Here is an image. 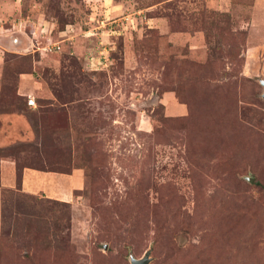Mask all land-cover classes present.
<instances>
[{
    "label": "rangeland",
    "instance_id": "1",
    "mask_svg": "<svg viewBox=\"0 0 264 264\" xmlns=\"http://www.w3.org/2000/svg\"><path fill=\"white\" fill-rule=\"evenodd\" d=\"M260 79L256 0H0V264H264Z\"/></svg>",
    "mask_w": 264,
    "mask_h": 264
},
{
    "label": "crops",
    "instance_id": "2",
    "mask_svg": "<svg viewBox=\"0 0 264 264\" xmlns=\"http://www.w3.org/2000/svg\"><path fill=\"white\" fill-rule=\"evenodd\" d=\"M256 3H257V5L259 4L261 7L264 8V0H256ZM30 173H31L30 171L29 172L25 171V174H24V183L27 181V179L32 178L33 176L35 177L36 175H38V174H30ZM7 176L10 177V174L7 173V175L5 174L1 178H4L5 180H8L7 179ZM72 182H74L73 179H72ZM64 192L65 191H62L59 187H57L56 189H53L52 188V189L48 190V193H49V196L50 197H52L54 199H60V200L65 199V196H67L66 195L67 192H65V195H64Z\"/></svg>",
    "mask_w": 264,
    "mask_h": 264
},
{
    "label": "water",
    "instance_id": "3",
    "mask_svg": "<svg viewBox=\"0 0 264 264\" xmlns=\"http://www.w3.org/2000/svg\"><path fill=\"white\" fill-rule=\"evenodd\" d=\"M260 84L263 86L262 97L264 98V79L259 80ZM150 250H147L141 258H135L133 255H130V264H148Z\"/></svg>",
    "mask_w": 264,
    "mask_h": 264
},
{
    "label": "built area",
    "instance_id": "4",
    "mask_svg": "<svg viewBox=\"0 0 264 264\" xmlns=\"http://www.w3.org/2000/svg\"><path fill=\"white\" fill-rule=\"evenodd\" d=\"M32 102V101H31Z\"/></svg>",
    "mask_w": 264,
    "mask_h": 264
}]
</instances>
